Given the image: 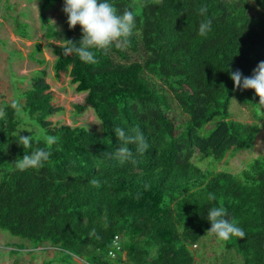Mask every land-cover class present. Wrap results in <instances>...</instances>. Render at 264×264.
Here are the masks:
<instances>
[{
  "label": "trees",
  "instance_id": "16d2710c",
  "mask_svg": "<svg viewBox=\"0 0 264 264\" xmlns=\"http://www.w3.org/2000/svg\"><path fill=\"white\" fill-rule=\"evenodd\" d=\"M42 1V27L52 40L58 34L45 12L58 2L64 7V0ZM252 1L111 0L120 12L135 13L129 46L95 50L97 62L91 64L75 54L63 56L60 45L55 81L85 95L76 112L92 110L100 123L88 128L54 122L67 109L46 70L24 84L20 113L8 104L0 119V231L32 241L61 264H196L193 249L216 238L206 235L207 212L222 206L246 232L242 240H221L225 250L234 251L241 264H264V156L238 173L196 164L253 150L264 130L260 98L253 89H237L229 74L239 70L250 77L264 61V0ZM201 6L212 19L203 37ZM62 14L63 40L79 42L81 26L70 29ZM36 50L42 52L40 44ZM233 101L252 122L231 117ZM173 103L185 121L170 115ZM29 122L59 142L44 167L20 171L18 157L45 147L44 138L27 129ZM213 122L214 130L202 136ZM116 127H138L144 134L149 147L143 154L129 146L135 164L115 158L121 144ZM19 135H31L32 148L17 144ZM94 178L97 185L90 183ZM209 193L216 199L209 200ZM117 236L123 248L111 258Z\"/></svg>",
  "mask_w": 264,
  "mask_h": 264
},
{
  "label": "rangeland",
  "instance_id": "374dc122",
  "mask_svg": "<svg viewBox=\"0 0 264 264\" xmlns=\"http://www.w3.org/2000/svg\"><path fill=\"white\" fill-rule=\"evenodd\" d=\"M247 1L254 4L252 0ZM42 4V0H0V19L3 18L8 27L6 31L4 21L0 22V64L2 69L0 72V95L5 96L3 108L12 104L13 101H18L22 105L23 93L20 87L23 89L24 84L34 77L37 71L46 70L53 90L59 94L58 102L66 106L67 109L65 114L57 117L54 122L95 128L100 122L92 110L83 114H78L75 110V105L83 103L85 95L78 94L75 87H71L69 84L61 85L54 79L53 65L57 58L56 50L62 45L61 41H63L66 28V19L62 14L63 3L58 2L54 8L45 12L49 20L56 21L55 25L50 24L58 34L52 40L47 38L42 27ZM23 32L27 38H21ZM37 44L41 45L42 52L36 50ZM3 54L5 57L6 54L8 56L5 65H2ZM38 59L45 60V64H38ZM136 59L138 57L134 56V60ZM170 115L177 123L187 119V116L182 115L175 103H173V112ZM230 115L239 122H252L249 111L237 101L232 102ZM28 125V130L34 131L38 138H44V133L39 127L31 122ZM215 126L216 122L208 124L203 130L202 136H208ZM261 156H264V130L259 136L255 149L240 152L234 158L229 154L223 161L209 158L202 162H196V164L203 170L238 173L242 169L248 168L254 159ZM224 247L222 241L213 236L205 238L196 249H193L198 254L196 264H241L240 258L235 252L227 251ZM36 249L32 241L0 231V264H29L28 259H31L30 263L34 264L32 261L38 258V253H40V250ZM41 255V259L46 264L49 262L61 264L57 262L58 258H49L46 253Z\"/></svg>",
  "mask_w": 264,
  "mask_h": 264
},
{
  "label": "clouds",
  "instance_id": "9594fccd",
  "mask_svg": "<svg viewBox=\"0 0 264 264\" xmlns=\"http://www.w3.org/2000/svg\"><path fill=\"white\" fill-rule=\"evenodd\" d=\"M157 2L159 3L160 0ZM62 10L68 18L67 23L70 29H75L77 25L82 29V39L79 42L70 39L61 41L62 46L60 47L63 56L75 54L81 61L95 64L97 62L95 50L108 51L113 46L122 48L131 43V37L136 28V16L130 9L125 8L123 12H120L111 0H64ZM207 12L206 6L199 8V15L205 17L199 23L198 28V34L202 37L212 30V19L207 17ZM48 24L55 25L56 21L50 19ZM229 74L237 89L255 90L256 95L260 98L259 105H264V61L258 64L250 77L244 76L239 70H229ZM11 107L16 109L18 114L20 113L21 105L18 101H13ZM5 117L6 110L0 107V119ZM114 132L121 142L120 147L114 153L115 158L122 164L125 162L135 164L137 161L129 146L135 145L136 153L143 154L149 147L144 134L138 127L127 132L116 127ZM58 142V137L45 135V147L32 148L33 137L19 135L17 144L24 149L32 148V151L30 154L25 152L22 158H17L14 163L16 169L26 171L44 167L52 156L51 147ZM104 155L109 154L105 152ZM90 183L97 185L99 181L94 178ZM208 199L215 200L216 197L209 193ZM207 220L210 222L211 228L207 230L206 235L214 234L217 239L223 241H227L231 237H239L240 240L246 238L244 229L235 220L228 219L227 209L222 206L210 208L207 212Z\"/></svg>",
  "mask_w": 264,
  "mask_h": 264
},
{
  "label": "crops",
  "instance_id": "0c3cea01",
  "mask_svg": "<svg viewBox=\"0 0 264 264\" xmlns=\"http://www.w3.org/2000/svg\"><path fill=\"white\" fill-rule=\"evenodd\" d=\"M3 18L2 19H0V22L1 23H3ZM4 24H5V27H6V31H7V23L4 21ZM12 36H13V38H15V36H14V34H12ZM17 36V35H16ZM20 37V36H19ZM22 38V37H21ZM7 59H8V56H7V54H6V57L4 56V54H3V58H2V65H5V61H7ZM4 62V63H3ZM2 71V69H1V64H0V72ZM24 77V76H23ZM27 78V77H26ZM21 88L22 87H20V90H21ZM5 99V96L4 95H0V107H3V100ZM41 250H43V249H40V253H38L39 254V257L38 258H35L34 259V261H32L34 264H41V254H42V251ZM28 261V263L29 264H31L30 263V261H31V259H28L27 260ZM78 263L77 264H86V263H84L83 261H80V260H78L77 261Z\"/></svg>",
  "mask_w": 264,
  "mask_h": 264
},
{
  "label": "built area",
  "instance_id": "2783aa9c",
  "mask_svg": "<svg viewBox=\"0 0 264 264\" xmlns=\"http://www.w3.org/2000/svg\"><path fill=\"white\" fill-rule=\"evenodd\" d=\"M123 246L120 244V238L117 236L113 241V247L109 251V257L116 258L118 253L122 251Z\"/></svg>",
  "mask_w": 264,
  "mask_h": 264
}]
</instances>
